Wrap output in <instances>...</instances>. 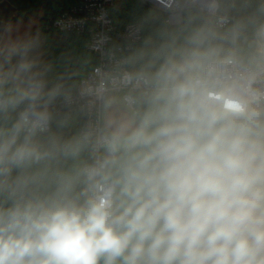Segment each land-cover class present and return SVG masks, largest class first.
<instances>
[{"label": "clouds", "instance_id": "9594fccd", "mask_svg": "<svg viewBox=\"0 0 264 264\" xmlns=\"http://www.w3.org/2000/svg\"><path fill=\"white\" fill-rule=\"evenodd\" d=\"M208 9L96 85L68 140H43L26 52L0 54V264H264V0Z\"/></svg>", "mask_w": 264, "mask_h": 264}, {"label": "built area", "instance_id": "2783aa9c", "mask_svg": "<svg viewBox=\"0 0 264 264\" xmlns=\"http://www.w3.org/2000/svg\"><path fill=\"white\" fill-rule=\"evenodd\" d=\"M141 1L155 12L166 14V22L170 26L181 25L184 21V11L191 6H196L212 19L208 0ZM116 2L117 0H81L58 17H49L47 29L87 37V48L94 52L99 60L97 66L79 82L75 92L40 97V105L46 107L53 115L50 132L61 119H68L75 112L80 115L79 122H84L81 131L94 127L97 108L91 92L96 85L105 81L110 80L112 84H117L118 80L113 78L122 70L130 71L129 54L142 41L143 29L136 23L120 28L118 19L112 13ZM223 14L221 12V15ZM227 17L225 27L237 19L236 15L227 14ZM237 71L244 73L249 69L241 65Z\"/></svg>", "mask_w": 264, "mask_h": 264}, {"label": "trees", "instance_id": "16d2710c", "mask_svg": "<svg viewBox=\"0 0 264 264\" xmlns=\"http://www.w3.org/2000/svg\"><path fill=\"white\" fill-rule=\"evenodd\" d=\"M3 0H0V2ZM12 11H7L5 4L0 7V14H4L6 19L4 22L12 18L13 13L18 11L15 18H24L28 14L34 13L40 9L43 10L41 18V29L47 36V39H66L67 44L71 48L74 58L73 67L67 71L66 80L62 87L54 90L51 94H41L40 97L46 95L67 94L75 92L79 82L91 72L98 64L97 55L87 48V37L78 36L70 33H60L58 31L47 29V22L50 16L58 17L62 12L70 9L72 6L81 2V0H6ZM258 0H253V8ZM222 13L236 15L237 19L247 16L253 8L245 7V0H219ZM3 12V13H2ZM113 15L118 19L120 28L126 27L128 24H139L143 29V39L139 42L134 51L129 54L130 58L140 51H151L159 47L162 43L170 40L172 37L183 39L193 29L208 23L211 19L196 6L188 7L184 11V21L181 25L170 26L166 22V14L155 12L151 7L146 6L141 0H119L112 8ZM5 25V24H4ZM4 25L0 24V31ZM128 60V68L133 70L139 67L140 62L130 64ZM84 125L80 121L75 129V136L80 133ZM50 136H57L64 140L74 137L68 129L60 124H55L52 131L43 137L46 142Z\"/></svg>", "mask_w": 264, "mask_h": 264}, {"label": "rangeland", "instance_id": "374dc122", "mask_svg": "<svg viewBox=\"0 0 264 264\" xmlns=\"http://www.w3.org/2000/svg\"><path fill=\"white\" fill-rule=\"evenodd\" d=\"M42 17L43 10L40 9L24 18H15L8 28L9 39H0V54L13 48L26 52V58L34 65L32 72L35 80L43 83L41 94H51L65 83L66 73L73 67L74 58L66 39H47L40 27ZM20 58V55L13 56L12 65ZM79 119L80 115L75 112L70 118L61 119L59 124L67 120L64 126L75 136Z\"/></svg>", "mask_w": 264, "mask_h": 264}, {"label": "crops", "instance_id": "0c3cea01", "mask_svg": "<svg viewBox=\"0 0 264 264\" xmlns=\"http://www.w3.org/2000/svg\"><path fill=\"white\" fill-rule=\"evenodd\" d=\"M2 4H5L7 11H12V8L10 7V4L6 1V0H3L0 2V7L2 6ZM1 10V9H0ZM3 13V12H2ZM18 14V11H15L13 13V16L12 18H10L9 20H7L6 22L5 19H6V16H4V14H0V24L4 25V27H2V31H0V39H9L8 37V28H9V25L12 24V22L14 21V17H16Z\"/></svg>", "mask_w": 264, "mask_h": 264}]
</instances>
